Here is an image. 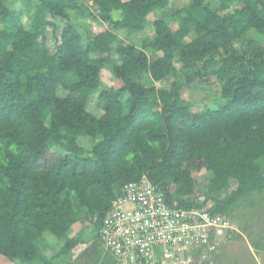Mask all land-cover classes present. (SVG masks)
<instances>
[{"label": "trees", "instance_id": "16d2710c", "mask_svg": "<svg viewBox=\"0 0 264 264\" xmlns=\"http://www.w3.org/2000/svg\"><path fill=\"white\" fill-rule=\"evenodd\" d=\"M169 1L0 0V264L74 258L83 230L105 247L129 182L228 217L264 193V48L250 37L264 39V0ZM77 20L109 28L82 34ZM187 84L213 92L216 108L193 113ZM48 235L59 240L50 257Z\"/></svg>", "mask_w": 264, "mask_h": 264}, {"label": "built area", "instance_id": "2783aa9c", "mask_svg": "<svg viewBox=\"0 0 264 264\" xmlns=\"http://www.w3.org/2000/svg\"><path fill=\"white\" fill-rule=\"evenodd\" d=\"M232 231L226 216L171 203L149 180L121 188L102 228L121 264H213Z\"/></svg>", "mask_w": 264, "mask_h": 264}, {"label": "rangeland", "instance_id": "374dc122", "mask_svg": "<svg viewBox=\"0 0 264 264\" xmlns=\"http://www.w3.org/2000/svg\"><path fill=\"white\" fill-rule=\"evenodd\" d=\"M190 0H170V10L179 9L186 5ZM209 2L216 4L217 0H208ZM160 15H164L160 12ZM150 20H155L156 16L150 14ZM76 24L80 25V32L98 34L109 28L108 24H100L95 21H76ZM176 25L172 24V28ZM152 35V28L150 27L146 30L142 36H137L135 39L137 41L141 40V37H150ZM250 37L254 39L252 46L264 48V39L258 36L254 31L250 32ZM130 39L125 38V36L120 35V40L115 44L129 42ZM49 46L52 50L55 49L54 39L49 40ZM152 53V54H151ZM151 58L155 55L153 52L149 53ZM160 54V53H158ZM103 82L112 86L115 82V78L107 70L103 71ZM214 83H217L213 80ZM146 85H150L153 82L151 80L144 81ZM168 86V84H166ZM217 86V84H216ZM215 86V87H216ZM183 97L188 99L192 103V112L195 113L204 107H209L212 109L216 108V97L214 93L208 89L199 88L197 85L191 87V85H184L182 87ZM62 93H64L62 91ZM96 104V94L90 102L93 108ZM83 145L90 148V143L88 140L84 139L82 141ZM59 156V152L56 150L50 151L46 155L47 161H52ZM209 173L205 170L201 172L194 173L197 184V194H200L204 189L208 180ZM252 201V202H251ZM232 226V237L226 244L221 246V249L217 254H215L213 259V264H264V193L252 196V200L249 202H243L239 204L231 216H226ZM82 228L81 224L76 223L73 226V232L70 234L73 236L77 234ZM83 241L78 251H74V258L70 259H58L55 264H94L93 256L99 258L100 262L95 264H121L115 260L113 255L109 253L102 242L94 240V233L90 230H83L79 235ZM93 242L96 244L93 247L88 245ZM48 248L45 250L47 257L52 256L58 249L59 240L55 239L52 235H48L46 239ZM58 244V245H57ZM92 249V250H89ZM85 251V252H84ZM6 259L2 258V263H5ZM20 264V263H18Z\"/></svg>", "mask_w": 264, "mask_h": 264}]
</instances>
